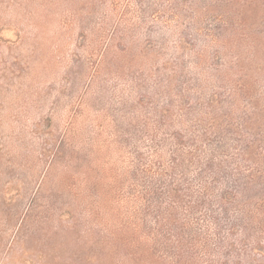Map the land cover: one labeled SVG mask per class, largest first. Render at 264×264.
Returning a JSON list of instances; mask_svg holds the SVG:
<instances>
[{
  "label": "rangeland",
  "instance_id": "374dc122",
  "mask_svg": "<svg viewBox=\"0 0 264 264\" xmlns=\"http://www.w3.org/2000/svg\"><path fill=\"white\" fill-rule=\"evenodd\" d=\"M0 264H264V0H0Z\"/></svg>",
  "mask_w": 264,
  "mask_h": 264
}]
</instances>
